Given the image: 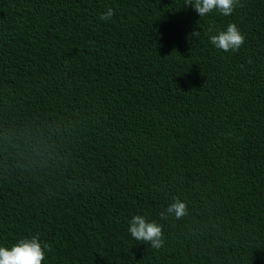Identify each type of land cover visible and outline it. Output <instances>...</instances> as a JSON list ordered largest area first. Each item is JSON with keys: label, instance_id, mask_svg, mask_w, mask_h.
Segmentation results:
<instances>
[{"label": "trees", "instance_id": "16d2710c", "mask_svg": "<svg viewBox=\"0 0 264 264\" xmlns=\"http://www.w3.org/2000/svg\"><path fill=\"white\" fill-rule=\"evenodd\" d=\"M240 3L0 0V247L38 233L42 264H264V0ZM229 23L237 52L210 43ZM133 215L162 225L160 249Z\"/></svg>", "mask_w": 264, "mask_h": 264}, {"label": "clouds", "instance_id": "9594fccd", "mask_svg": "<svg viewBox=\"0 0 264 264\" xmlns=\"http://www.w3.org/2000/svg\"><path fill=\"white\" fill-rule=\"evenodd\" d=\"M185 6H191L201 18L214 10L229 16L236 7L243 5L240 0H185ZM113 15V9L108 8L100 19L109 20ZM212 31L214 28L210 27L209 32ZM191 36L199 37L200 32L194 31ZM244 42V35L234 23H229L226 30H216V34L210 36V43L224 52H237ZM166 211L168 215H174L179 219L186 214V204L179 199H174ZM160 216L163 219L165 213L161 212ZM162 228V225L156 221L149 222L142 215H133L129 221L128 232L136 241L145 242L153 249H160L165 242ZM47 250H50V245L41 242L37 233L31 238L19 239L10 250L0 247V264H42Z\"/></svg>", "mask_w": 264, "mask_h": 264}]
</instances>
